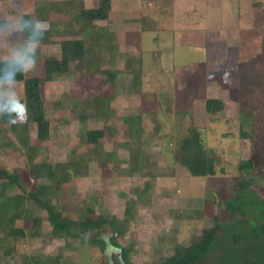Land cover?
Listing matches in <instances>:
<instances>
[{
  "label": "rangeland",
  "instance_id": "rangeland-1",
  "mask_svg": "<svg viewBox=\"0 0 264 264\" xmlns=\"http://www.w3.org/2000/svg\"><path fill=\"white\" fill-rule=\"evenodd\" d=\"M6 3H0V12ZM20 3L26 15L48 22L52 39L42 44L37 68L27 74L45 78V62L61 57L62 40L84 38L81 13L102 6L103 0ZM111 4L109 19L97 21L96 32L105 28L116 35L118 47L114 53L96 47L88 56L90 71L102 73L80 71L42 83L52 137L39 143L36 161L53 164L60 175L68 164H82V174L52 185L54 196L49 201L65 217L79 221L91 208L93 219H114L117 224L82 238L54 234L46 210L31 203L35 225L18 221L24 233L12 224L0 228V264H33L49 256H60L64 264H158L178 246H197L216 227L217 241L199 264H264V240L250 239L245 246L233 242L235 232L249 234L253 224L262 221L259 214L247 207L248 223L239 225L241 214L234 218L221 206L238 193L240 180L250 178L251 190L264 199V0H112ZM196 26L229 33L216 42L214 55L205 57L200 81L188 86V73L175 77L172 73L202 59L201 49L182 46L174 39L175 30L174 37L168 33L159 47L154 44V56L150 52L154 32ZM16 39L14 35L10 41ZM0 43L9 46L7 41ZM116 70L113 87H107L109 71ZM17 89L24 100L22 82ZM87 90L93 103L109 107L103 117L93 115L92 102L84 104ZM209 97L225 103L223 113L208 112ZM24 112L25 108L18 120L24 121ZM133 126L141 131L135 132ZM101 128L109 130L106 138L99 145L88 144L87 132ZM196 132L205 150L217 159L214 175L196 177L182 161L183 141L193 139ZM32 134L35 144L36 130ZM251 157L255 159L251 176L241 174L240 164ZM30 165L24 133L0 123V168L21 176V188L12 194L46 184L29 176ZM6 182L0 179V193ZM40 221L46 222L41 230ZM75 230L79 232L78 227ZM98 236L116 237L120 247L109 246L104 253L91 243Z\"/></svg>",
  "mask_w": 264,
  "mask_h": 264
},
{
  "label": "trees",
  "instance_id": "trees-1",
  "mask_svg": "<svg viewBox=\"0 0 264 264\" xmlns=\"http://www.w3.org/2000/svg\"><path fill=\"white\" fill-rule=\"evenodd\" d=\"M6 0H0V3ZM112 0H103L102 6L98 8H92L84 10L81 13V19L83 20V29L80 31L84 35V38H73L62 40L61 57L57 59L47 60L45 62L46 76L41 77H28L27 75L18 76V82H22L24 85V104L25 112L24 121L18 120L23 113H17L12 117L11 123L0 121L1 124L10 125L12 129L16 131H22L24 133L25 148L29 155L30 167L29 176L33 180H45L46 184L42 186H36L34 190L23 191L22 194H12L11 192L15 188H21V176L18 173L11 172L7 169L0 168V179L6 180V188L0 193V228H4L8 224L15 226L16 231L24 233L22 226H18V221H28L35 225V220L32 217V209L30 204H38L44 208L48 214L47 223L51 226L54 234H68L75 238H82L87 232L100 230L107 224H117V221L113 219L111 222H107L106 219L98 217L93 219L91 213L93 212L89 208L88 214L83 216L81 220H70L60 213L59 209L50 203L49 199L54 196L52 185L68 183L73 176L82 174V164L70 163L67 165V170L63 175L54 168V165L49 162H37V155L40 151L39 143L48 142L51 140V121L46 115V107L42 95V83L55 81L57 78L68 77L81 72L84 74L95 75L102 73L101 70L90 71L92 62H90L88 56L92 51L99 47L100 50L104 49L110 53H114L115 48L118 47V38L113 33H107L105 28H99L100 32H96L97 21H106L110 17L112 10ZM92 36V37H90ZM52 39L51 33H45V39L42 44H47ZM116 41L115 43H112ZM77 63L76 68H72V64ZM141 66V65H140ZM139 68V66H138ZM139 69H142L139 68ZM118 76V72L109 71V77L107 87H113L115 80ZM88 101H84V104L92 102L90 99L91 90H87ZM99 100V98H98ZM93 115L97 118L103 117L108 113L109 107L106 103L98 102L94 100ZM86 105V106H87ZM86 106H83L86 107ZM106 107V108H105ZM207 110L212 115L223 113L226 106L222 100L208 99L206 104ZM85 109V108H84ZM88 116L82 114V120L87 121ZM133 125V124H132ZM139 126V125H138ZM135 132L141 131L139 127H132ZM36 130L35 144L33 138V131ZM108 129H92L87 132L86 142L90 145H99L102 140L108 135ZM37 143V144H36ZM183 156L182 161L191 172L192 175L198 177H206L216 174V161L215 157H212L208 151L205 150L203 141L198 132H196L193 139H185L182 145ZM255 168V159L243 161L239 170L241 174H249L251 176V170ZM252 178L246 180H240L237 184L238 193L234 198L227 200L225 204H221L222 207L228 209L230 215L237 218L238 213L241 214V218H238L239 225H245L248 223L246 218L247 207L255 209L259 214V218L263 221L254 223L250 229V233L235 232L233 235V242L238 246H245L250 239L264 240V199L257 196L255 192L251 190ZM217 225L221 227L220 221L217 219ZM43 221H40V230L44 225ZM119 225V223H118ZM121 226V224L119 225ZM79 228V232L74 229ZM120 228V227H119ZM1 229V230H2ZM0 230V231H1ZM120 234H123L122 227L119 229ZM116 237L98 236L92 239L91 243L99 246L101 250L106 253L109 246L119 248V243ZM217 241V227L213 230L209 238L205 239L197 246H178L175 253L168 257L165 261L158 264H199L205 254L211 250L212 246ZM125 259L127 258V252L124 250ZM33 264H64L61 262L60 256H49L43 260H34ZM152 264V263H151Z\"/></svg>",
  "mask_w": 264,
  "mask_h": 264
},
{
  "label": "clouds",
  "instance_id": "clouds-1",
  "mask_svg": "<svg viewBox=\"0 0 264 264\" xmlns=\"http://www.w3.org/2000/svg\"><path fill=\"white\" fill-rule=\"evenodd\" d=\"M48 27L46 20L26 15L20 0H7L5 11L0 12V40L9 42L8 47L0 43V121L11 123L24 110L17 77L36 70ZM14 35L17 39L12 43Z\"/></svg>",
  "mask_w": 264,
  "mask_h": 264
},
{
  "label": "crops",
  "instance_id": "crops-1",
  "mask_svg": "<svg viewBox=\"0 0 264 264\" xmlns=\"http://www.w3.org/2000/svg\"><path fill=\"white\" fill-rule=\"evenodd\" d=\"M171 1H173V0H170V2ZM148 3L150 5H153L152 1H149ZM259 8L260 7H256V9H259ZM153 16L154 15H152V17ZM173 30H174V32H173ZM175 30L177 32V35L175 34L176 33ZM147 31H151V30L145 29L144 32H147ZM151 32H154V31H151ZM168 33H170L169 35H172L173 37L176 35V37H174V39L177 38L178 42L182 46H186V47L189 46V47H191V50L192 49H196V50L201 49L203 51L202 54H204V55H203L202 59H199V60L196 59L192 63L187 62L185 65L179 66L180 69L177 67V70L175 72L173 71L174 73H172V74H174L173 75L174 77L178 76L179 74L186 75L188 73L186 85L190 86V85H194V83H197L200 81V79H201V77H200L201 75L199 73L200 66L206 65V62H203L205 57L214 55V48H215L214 46H215L216 42L217 41L220 42L221 39H224L226 37L227 33H229V32L226 30L220 31V30H216L213 28L212 29H209V28L202 29L198 26H196L195 28H191V29H176L175 27H173V28H165V29L160 30V31L158 30L156 32V34L154 32V36L152 37L153 46L152 45L151 46H152V49L154 48V50H153L154 52H150L152 54V56H154L156 53L155 47L156 46L159 47L158 43H159L160 39L162 37H164L165 35H167ZM159 36H161V37H159ZM166 40H168V38H166ZM141 42H142V40L140 38V43ZM154 44H155V47H154ZM157 53L161 57L162 51H160V52L158 51ZM200 58H201V56H200ZM196 67H197V69H194ZM162 72H164V70H162ZM227 72H226V74H227ZM208 99H218V98L209 97ZM219 100H221V99H219ZM206 104H207V101H206Z\"/></svg>",
  "mask_w": 264,
  "mask_h": 264
}]
</instances>
